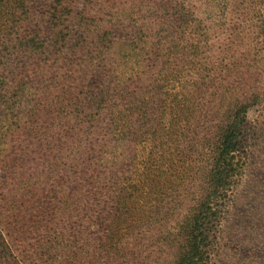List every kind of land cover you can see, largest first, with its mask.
I'll list each match as a JSON object with an SVG mask.
<instances>
[{
    "label": "rangeland",
    "instance_id": "374dc122",
    "mask_svg": "<svg viewBox=\"0 0 264 264\" xmlns=\"http://www.w3.org/2000/svg\"><path fill=\"white\" fill-rule=\"evenodd\" d=\"M53 1L31 0L35 28H48ZM92 4L122 20L114 48L137 40L139 20L167 29L155 51L132 56L136 66L87 56V99L116 81L119 90L114 142L93 154L112 175L97 171L79 223L16 259L0 246V264H179L201 210L202 264H264V0H75L76 11ZM232 130L235 163L214 178Z\"/></svg>",
    "mask_w": 264,
    "mask_h": 264
},
{
    "label": "trees",
    "instance_id": "16d2710c",
    "mask_svg": "<svg viewBox=\"0 0 264 264\" xmlns=\"http://www.w3.org/2000/svg\"><path fill=\"white\" fill-rule=\"evenodd\" d=\"M30 4L0 0V246L14 259L21 246L48 242L85 218L97 197L93 177L104 167L112 175L111 166L93 154L114 142L119 90L116 81L87 99V56L136 66L132 56L155 51L167 29L159 20H139L137 40L114 48L119 37L113 27L122 20L97 17L95 4L76 11L75 0H54L47 29L31 24ZM117 52L127 57L117 58ZM235 137V130L223 136L214 178L235 163ZM90 165V177L83 179ZM203 212L179 264L205 260Z\"/></svg>",
    "mask_w": 264,
    "mask_h": 264
}]
</instances>
